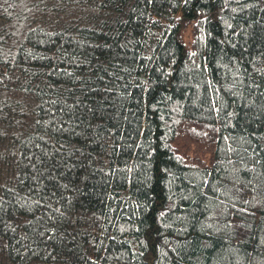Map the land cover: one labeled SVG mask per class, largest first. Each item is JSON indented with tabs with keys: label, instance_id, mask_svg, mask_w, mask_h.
Masks as SVG:
<instances>
[{
	"label": "trees",
	"instance_id": "obj_1",
	"mask_svg": "<svg viewBox=\"0 0 264 264\" xmlns=\"http://www.w3.org/2000/svg\"><path fill=\"white\" fill-rule=\"evenodd\" d=\"M0 264H264V0H0Z\"/></svg>",
	"mask_w": 264,
	"mask_h": 264
}]
</instances>
